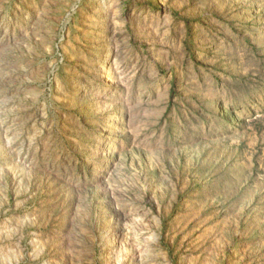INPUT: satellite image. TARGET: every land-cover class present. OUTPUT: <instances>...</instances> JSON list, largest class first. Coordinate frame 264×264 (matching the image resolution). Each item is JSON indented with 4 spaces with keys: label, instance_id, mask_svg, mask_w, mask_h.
<instances>
[{
    "label": "rangeland",
    "instance_id": "1",
    "mask_svg": "<svg viewBox=\"0 0 264 264\" xmlns=\"http://www.w3.org/2000/svg\"><path fill=\"white\" fill-rule=\"evenodd\" d=\"M0 264H264V0H0Z\"/></svg>",
    "mask_w": 264,
    "mask_h": 264
}]
</instances>
